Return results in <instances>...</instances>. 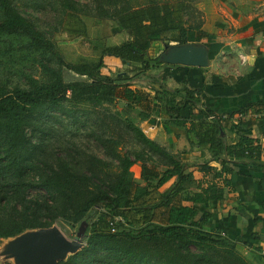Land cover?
I'll return each mask as SVG.
<instances>
[{
    "label": "trees",
    "instance_id": "trees-1",
    "mask_svg": "<svg viewBox=\"0 0 264 264\" xmlns=\"http://www.w3.org/2000/svg\"><path fill=\"white\" fill-rule=\"evenodd\" d=\"M55 3L60 14L57 21L59 31L69 36H86L81 13L94 12L99 19L112 20L114 25L110 33L124 32L128 39L119 45L102 49V54L118 59L124 66L140 65L142 72L149 69L147 50L152 42L167 40V46L168 42L183 45L201 39L185 27L184 0H91V9H88L89 5L74 0H56ZM0 14V36L22 37L28 46L53 55L65 69L89 80L63 83L59 77H54L45 84L29 89H0V240L49 228L58 218L71 217L74 222H87L97 213L105 218L104 224L107 226L108 219L114 216L123 218V210L140 211L136 205L127 207L126 204L131 187L127 179L128 169L138 160L136 158L120 160V175L110 191L92 192L88 178H82L75 167L64 162L47 166L48 171L43 176L25 178V171L35 169L31 164L29 167L26 165L31 157L27 156L30 154L25 128L33 111L44 105H56L69 100L76 102L78 96L85 95L87 101L100 104L110 102L118 95L126 106L140 109V120L148 117L150 103L155 101L160 104L162 118L167 125L183 127L188 123L185 132L194 133L198 144L208 145L210 161L217 162L220 170H212L208 184L199 185L197 192L184 197L192 206L174 203L184 184L191 179L190 171L185 172L188 166L148 140L138 127L128 125L135 138L161 157L162 165L166 167L160 177L152 171H143L142 180L146 183L157 179V187L174 177L159 199L146 208V212L162 209L160 223L139 236L123 233L118 228L115 233H109L107 229L94 232L78 250L57 263L213 264L205 250L213 249V246H227L228 257L225 261L228 264H248L235 253L232 243L217 234L202 231L201 227L210 217L207 206H213L221 200L223 187L229 184L222 176L231 172L230 164L263 167L259 163L260 148L254 139L243 136L238 137L233 144H226L223 124L231 119V114L224 115L222 119L201 101L202 90L188 88L186 76L177 80L178 70H187V67L176 66L166 72V75L175 78L179 86L173 90L160 83L158 75H149V89L153 93L150 95L145 90L115 83L116 80H126L127 72L119 73L116 80L100 75V70L104 68L102 58L82 65L64 63L30 17L22 15L12 0H0ZM157 60L154 59L155 63H158ZM176 98L179 100L176 101ZM256 106L264 107V100L248 103L245 109ZM213 115V120L208 121L207 118ZM142 169L145 170L144 167ZM214 180H221L222 185ZM148 186L150 184L146 183V190ZM32 188L37 189V194L19 196L20 190Z\"/></svg>",
    "mask_w": 264,
    "mask_h": 264
},
{
    "label": "rangeland",
    "instance_id": "rangeland-1",
    "mask_svg": "<svg viewBox=\"0 0 264 264\" xmlns=\"http://www.w3.org/2000/svg\"><path fill=\"white\" fill-rule=\"evenodd\" d=\"M56 0H12L18 11L33 21L36 29L43 38L49 41L55 52L64 63L82 65L94 63L102 58L104 68L100 75L108 76L113 80L117 75L127 72L126 80H116L118 85L127 84L131 87L146 90L150 85L149 75H158L161 80V68L151 58L162 49L161 44L151 46L148 55L149 69L146 72L139 71L133 76H128V69L118 59L102 54V49L119 45L127 40V34L119 32L111 34L110 29L114 25L112 20L99 19L94 12L81 13L80 17L86 27L85 37H73L59 31V9ZM80 4H87L91 9V0H74ZM160 2L171 0H157ZM186 9L183 19L185 27L199 36L200 43L191 42L199 46H206L204 40L207 36V24L205 13L207 2L210 0H184ZM1 18V14H0ZM167 41V40H166ZM54 77H59L63 83L88 82L85 76H79L58 64L55 57L41 50H35L28 46L27 41L18 36H0V89L10 91L15 88L29 89L42 85ZM76 102L69 100L56 105H44L30 114L25 136L27 149L31 160L26 165L34 167L32 171H25V178H36L44 175L47 166H55L64 162L76 168L82 178H88L89 189L92 192L110 191L120 175V160L122 158L138 159L128 169L127 179L131 183L126 198L127 207L136 205L139 212L123 210L122 223H117V228L123 233L139 236L151 230L157 221L155 209L146 212L148 194L144 183L136 182L141 178L142 172L160 171L162 158L150 151L134 136L128 125L138 127L140 109L126 106L115 95L113 100L107 103H92L86 100V96H78ZM144 167L145 170L142 169ZM1 186V184H0ZM37 194V189L20 190V197ZM146 212V213H145ZM105 218L97 213L93 214L87 222H74L71 217L56 219L51 227H54L68 241H70L80 229L82 238L79 248L86 238L94 232L106 231ZM32 230L16 237L0 240V264H36L28 258L21 256L16 249L21 244L24 236L35 233ZM224 239L222 236H220ZM219 239H214L218 241ZM227 246H213L206 249L208 257L213 264H228ZM235 251V249H234ZM240 255L237 251H235ZM69 254L62 256L55 262L64 261ZM241 256V255H240ZM242 257V256H241Z\"/></svg>",
    "mask_w": 264,
    "mask_h": 264
},
{
    "label": "crops",
    "instance_id": "crops-1",
    "mask_svg": "<svg viewBox=\"0 0 264 264\" xmlns=\"http://www.w3.org/2000/svg\"><path fill=\"white\" fill-rule=\"evenodd\" d=\"M205 13V66L162 63L160 55L179 45L152 42L149 48L157 44L162 46L151 58H158L160 62L157 66L162 75L159 82L170 90L179 88L175 78L166 72L176 66L187 67V70H178L177 80L186 76L189 89L202 90L201 101L215 114H231V119L223 124L226 144H233L240 136L254 139L260 148L259 163L264 165V107L245 109L248 103L264 100V0H210ZM181 46L202 47L191 42ZM149 48L147 57L151 55ZM125 67L132 70L129 77L142 71L137 64ZM145 91L153 94L149 87ZM162 116L160 104L153 101L148 117L138 121V128L148 140L188 166L185 172L190 171L191 179L184 184L174 203L192 206L184 197L197 192L199 185L208 184L212 170L219 171L220 166L210 161L207 144H198L194 133L185 132L188 123L183 127L167 125ZM229 168L231 172L222 176L229 184L223 187L222 199L207 206L210 217L201 229L232 243L248 264H264V166L235 163ZM165 170L162 166L155 174L160 177ZM173 181L174 177L157 187V179L147 181L150 184L147 201H157ZM214 181L222 185L221 180ZM136 182L146 185L142 177ZM155 212L157 221L150 222L158 224L162 209L155 208Z\"/></svg>",
    "mask_w": 264,
    "mask_h": 264
},
{
    "label": "water",
    "instance_id": "water-1",
    "mask_svg": "<svg viewBox=\"0 0 264 264\" xmlns=\"http://www.w3.org/2000/svg\"><path fill=\"white\" fill-rule=\"evenodd\" d=\"M159 60L165 64L203 67L206 64L205 47H176L162 54ZM82 229L70 240H66L56 228L49 227L24 236L16 251L36 264H55L62 256L79 249Z\"/></svg>",
    "mask_w": 264,
    "mask_h": 264
},
{
    "label": "built area",
    "instance_id": "built-area-1",
    "mask_svg": "<svg viewBox=\"0 0 264 264\" xmlns=\"http://www.w3.org/2000/svg\"><path fill=\"white\" fill-rule=\"evenodd\" d=\"M218 116H220V117H222V119H224L225 118V116L224 115H218ZM215 117V115H213V116H209L208 118H207V120L208 121H212L213 120V118ZM122 218L120 217V216H114V217H112L111 219H108V221H107V231L109 232V233H115L116 231H117V223H122V220H121Z\"/></svg>",
    "mask_w": 264,
    "mask_h": 264
}]
</instances>
